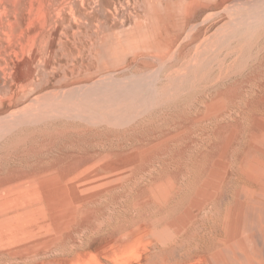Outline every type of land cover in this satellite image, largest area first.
Here are the masks:
<instances>
[{"label": "rangeland", "instance_id": "1", "mask_svg": "<svg viewBox=\"0 0 264 264\" xmlns=\"http://www.w3.org/2000/svg\"><path fill=\"white\" fill-rule=\"evenodd\" d=\"M198 262L264 264V0H0V264Z\"/></svg>", "mask_w": 264, "mask_h": 264}, {"label": "bare ground", "instance_id": "2", "mask_svg": "<svg viewBox=\"0 0 264 264\" xmlns=\"http://www.w3.org/2000/svg\"><path fill=\"white\" fill-rule=\"evenodd\" d=\"M248 3V2H247ZM215 239V238H214ZM14 241V240H13ZM153 245V244H152ZM239 257V256H238ZM243 259V258H242ZM197 260V259H196ZM248 262V261H247ZM251 263V262H250ZM189 264H191V263H189ZM193 264V263H192ZM197 264H199V262L197 263Z\"/></svg>", "mask_w": 264, "mask_h": 264}]
</instances>
